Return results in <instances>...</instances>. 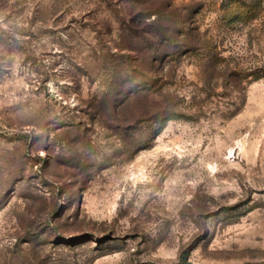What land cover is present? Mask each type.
Returning <instances> with one entry per match:
<instances>
[{
    "label": "rangeland",
    "instance_id": "obj_1",
    "mask_svg": "<svg viewBox=\"0 0 264 264\" xmlns=\"http://www.w3.org/2000/svg\"><path fill=\"white\" fill-rule=\"evenodd\" d=\"M0 264H264V0H0Z\"/></svg>",
    "mask_w": 264,
    "mask_h": 264
},
{
    "label": "trees",
    "instance_id": "obj_2",
    "mask_svg": "<svg viewBox=\"0 0 264 264\" xmlns=\"http://www.w3.org/2000/svg\"><path fill=\"white\" fill-rule=\"evenodd\" d=\"M163 114H164V116H171V115H173V113L171 111H169V110L164 111Z\"/></svg>",
    "mask_w": 264,
    "mask_h": 264
}]
</instances>
